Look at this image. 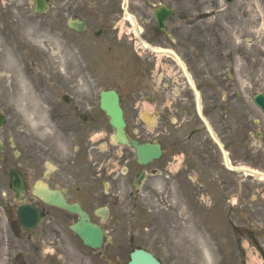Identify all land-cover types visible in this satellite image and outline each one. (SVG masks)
<instances>
[{
	"label": "flooded vegetation",
	"instance_id": "obj_1",
	"mask_svg": "<svg viewBox=\"0 0 264 264\" xmlns=\"http://www.w3.org/2000/svg\"><path fill=\"white\" fill-rule=\"evenodd\" d=\"M53 2L59 19L83 23L70 30L84 43L110 39L105 51L115 54L118 67L109 78L71 76L68 92L44 111L51 134L22 149L31 160L19 168L25 201L42 211L46 235L70 239L78 215L35 197L31 180L40 195L53 191L79 203L104 229L109 223L97 211L113 212L118 192L135 199L153 194L158 177L175 178L188 194L210 198L208 210L229 214L232 228L264 227L250 220L251 213L264 211V0H128L131 15L127 0ZM141 38L168 51L156 53ZM109 80L128 137L160 143L158 159L141 163L135 148L113 140L100 105ZM236 213L243 220H234ZM126 250L113 237L100 255L104 264H126ZM85 252L87 264H99L91 250Z\"/></svg>",
	"mask_w": 264,
	"mask_h": 264
},
{
	"label": "rangeland",
	"instance_id": "obj_2",
	"mask_svg": "<svg viewBox=\"0 0 264 264\" xmlns=\"http://www.w3.org/2000/svg\"><path fill=\"white\" fill-rule=\"evenodd\" d=\"M70 38L76 46L83 47L79 51L75 49ZM85 39L69 29L67 20L58 18L54 5L48 12L38 13L33 0H0V49L10 51L14 57V60L3 58V66L8 67L7 76L0 80V107L8 114L7 124L0 127V137L7 144L0 157V264H12L9 260L18 252L22 255L16 264H52V261L53 264H87L68 239L62 242L52 237L43 242L41 228L22 232L18 237L15 208L5 210L10 200L14 202L9 187L10 164L31 162L25 152L16 159L14 149L34 147L41 133H50L38 121L43 113L41 107L52 103L46 100L48 94L68 91L70 76L109 78L118 67L112 59L115 54L105 51L110 39H102L97 46L84 43ZM85 61L89 65L86 71ZM21 76L36 93L34 98L23 93ZM11 139L15 140V147L9 143ZM30 171L33 179L34 166ZM155 186L153 194L142 197L134 218H131L132 199L118 192L109 228L118 226L113 231L117 230L119 237L133 235L137 244L154 251L165 264H249L250 254L264 264V227L232 229L227 217L213 220L212 214L208 217V213L194 212L191 207L202 199L209 203L210 198L188 195L182 181L159 177ZM124 206L126 211L121 212ZM235 216L234 220H243L242 213ZM250 220L252 224H261L264 211L251 213Z\"/></svg>",
	"mask_w": 264,
	"mask_h": 264
},
{
	"label": "water",
	"instance_id": "obj_3",
	"mask_svg": "<svg viewBox=\"0 0 264 264\" xmlns=\"http://www.w3.org/2000/svg\"><path fill=\"white\" fill-rule=\"evenodd\" d=\"M37 2V10L45 9L44 0H36ZM102 106L108 111L112 124L118 129V134L123 133V125L124 120L122 117V111L118 103V97L114 91H108L103 93ZM5 123V118L0 111V125ZM3 149V145L0 142V152ZM146 151H153L151 157L158 156L160 154V149L157 146L156 149H152V147H143ZM144 156V153L141 154ZM11 174V185L12 187L18 191V197H21V193L24 190V183L20 176V174L12 170ZM69 208L73 211L79 212L81 214L80 220L75 223L72 228L76 233L84 240L86 244H89L93 247L100 246L102 244L103 239V231L102 229L89 221V216L86 212H84L77 205L69 206ZM19 220L24 228L31 229L38 225L40 221V215L35 206L24 205L21 206L18 210ZM132 260L130 264H161L150 252L137 249L132 253Z\"/></svg>",
	"mask_w": 264,
	"mask_h": 264
},
{
	"label": "bare ground",
	"instance_id": "obj_4",
	"mask_svg": "<svg viewBox=\"0 0 264 264\" xmlns=\"http://www.w3.org/2000/svg\"><path fill=\"white\" fill-rule=\"evenodd\" d=\"M3 58L4 59H7L8 60H14V57L11 56V53L10 51L6 52L4 51L3 49H0V60L3 62ZM4 62L3 63H0V80L1 79H5L6 78V74L5 72L7 71V66H3ZM19 82L21 83V86H22V91L23 93L26 92L30 94L31 97H35V92H33L32 90V87L30 86V83L27 81V79L24 77V76H21V79L19 80ZM27 96V95H25ZM249 264H261V260L258 259V257L250 254V258H249Z\"/></svg>",
	"mask_w": 264,
	"mask_h": 264
}]
</instances>
